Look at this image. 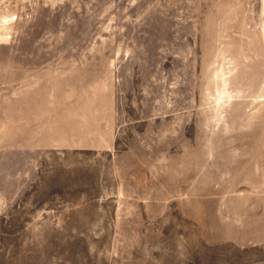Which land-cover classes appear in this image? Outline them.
Wrapping results in <instances>:
<instances>
[{"label":"rangeland","instance_id":"1","mask_svg":"<svg viewBox=\"0 0 264 264\" xmlns=\"http://www.w3.org/2000/svg\"><path fill=\"white\" fill-rule=\"evenodd\" d=\"M0 264H264V0H0Z\"/></svg>","mask_w":264,"mask_h":264}]
</instances>
